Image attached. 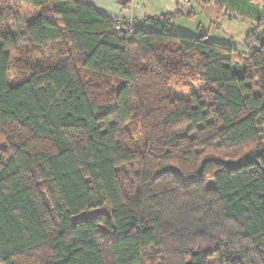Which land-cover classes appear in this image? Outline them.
<instances>
[{
  "label": "trees",
  "instance_id": "trees-1",
  "mask_svg": "<svg viewBox=\"0 0 264 264\" xmlns=\"http://www.w3.org/2000/svg\"><path fill=\"white\" fill-rule=\"evenodd\" d=\"M191 16L0 0V264H264V19L238 74Z\"/></svg>",
  "mask_w": 264,
  "mask_h": 264
},
{
  "label": "rangeland",
  "instance_id": "rangeland-1",
  "mask_svg": "<svg viewBox=\"0 0 264 264\" xmlns=\"http://www.w3.org/2000/svg\"><path fill=\"white\" fill-rule=\"evenodd\" d=\"M254 2L251 3L249 0L248 3L253 5H262L263 0H253ZM256 2V3H255ZM259 2V3H257ZM21 14H20V22L23 24L28 19L29 15L34 12L33 9L26 7L24 5H19ZM264 8V6H263ZM219 17H214L212 23H207L206 25H197L194 23V20L187 21L188 19L181 20L178 19L177 22L174 23L175 31L178 33H184V34H199V33H206L209 36V39L212 41H216L219 43H223L226 45H229L235 49V55L232 61V67L234 68L235 72L240 74L243 72L246 63H247V50L244 48V39L245 36L253 31L257 24L258 19H264V18H250L241 16L238 11L229 6H225V9H219ZM214 13V12H213ZM218 15V14H217ZM264 15H262L263 17ZM264 23V20H263ZM198 30V31H197ZM20 49L25 50L26 48L25 44L22 42V40L19 42ZM18 53L16 54V56ZM16 76L15 73V66L12 64V68L10 70V81L13 80ZM87 77L85 78V81H87ZM174 94L178 97H185L187 98V93L183 88H180L179 86H175L173 88ZM260 143V142H259ZM264 142L260 143V148L263 147ZM256 144L252 143L247 146H241L237 148L236 150L230 152L228 155L230 156V159H241V162H245L248 160H251L257 155ZM209 185H213L214 181L210 179L207 182ZM89 214H91L89 212ZM87 213H84L80 216L85 217ZM80 216H77L75 219H78ZM236 254L237 257H243L246 264H250L253 260V253L252 251L248 249H239ZM218 260V259H217Z\"/></svg>",
  "mask_w": 264,
  "mask_h": 264
},
{
  "label": "crops",
  "instance_id": "crops-1",
  "mask_svg": "<svg viewBox=\"0 0 264 264\" xmlns=\"http://www.w3.org/2000/svg\"><path fill=\"white\" fill-rule=\"evenodd\" d=\"M79 1L90 3L98 11L113 20L122 16L125 20L132 18L138 24L143 19L160 16L165 13H175L181 9L182 12L192 13L191 18L187 21L194 20L197 25H206L207 23H212L214 17L217 16L216 18H218L220 12L214 4L204 6L200 0H138V5L133 8L131 7V0ZM178 19L185 20L187 18L173 20V26Z\"/></svg>",
  "mask_w": 264,
  "mask_h": 264
},
{
  "label": "water",
  "instance_id": "water-1",
  "mask_svg": "<svg viewBox=\"0 0 264 264\" xmlns=\"http://www.w3.org/2000/svg\"><path fill=\"white\" fill-rule=\"evenodd\" d=\"M249 0H226V5L235 8L241 16L257 19L255 12L258 5L248 3Z\"/></svg>",
  "mask_w": 264,
  "mask_h": 264
},
{
  "label": "built area",
  "instance_id": "built-area-1",
  "mask_svg": "<svg viewBox=\"0 0 264 264\" xmlns=\"http://www.w3.org/2000/svg\"><path fill=\"white\" fill-rule=\"evenodd\" d=\"M138 0H131V7H136L138 5ZM137 23L134 19H128L125 20L122 16H119L116 18L115 20V28H122L126 31V33H132V31L134 30V28L137 27Z\"/></svg>",
  "mask_w": 264,
  "mask_h": 264
}]
</instances>
